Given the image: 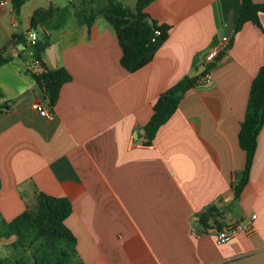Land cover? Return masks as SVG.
<instances>
[{
    "label": "crops",
    "instance_id": "crops-1",
    "mask_svg": "<svg viewBox=\"0 0 264 264\" xmlns=\"http://www.w3.org/2000/svg\"><path fill=\"white\" fill-rule=\"evenodd\" d=\"M133 11L136 0H117ZM264 2V0H253ZM241 0H153L148 14L169 27L152 60L134 72L111 25L98 15L90 27L70 14L41 54L45 69L71 79L52 115H39L34 97L48 100L28 67L30 48L12 41L31 30L29 18L49 5L87 9L105 0H25L15 13L0 0V220L35 204L37 192L71 203L66 226L84 264H264V123L249 180L240 197L233 183L245 156L240 123L253 79L264 65L260 26L234 23ZM225 39L211 79L189 88L177 109L147 142L143 126L159 95L183 77H199L211 45ZM208 213L204 228L198 214ZM252 221L254 231L217 243L215 230ZM15 236L0 237L11 257Z\"/></svg>",
    "mask_w": 264,
    "mask_h": 264
},
{
    "label": "trees",
    "instance_id": "trees-1",
    "mask_svg": "<svg viewBox=\"0 0 264 264\" xmlns=\"http://www.w3.org/2000/svg\"><path fill=\"white\" fill-rule=\"evenodd\" d=\"M25 0H11L16 13ZM153 0H136L133 11L117 0H105V4L94 8L74 7L73 15L79 25L88 28L98 15H102L113 28L118 40L121 55L119 63L128 72H134L147 65L156 50L167 39L169 27L153 19L146 7ZM72 5L36 8L30 15V28L38 33L33 44L27 43L25 36L13 35L12 41L33 51L38 58L50 44L52 31L62 29L68 20ZM264 12V2L241 0L234 31L246 22L260 26L259 14ZM158 31V34L155 33ZM10 60L0 52V66ZM39 72H32L35 83L42 89L48 104L53 106L61 86L71 79L63 67L45 69L40 64ZM198 77H183L180 81L162 92L153 105V112L143 126L147 142H150L158 128L164 124L177 109L183 94L197 85ZM2 92L0 90V97ZM9 108V106L1 107ZM264 123V65L252 81L246 103L244 117L238 132V144L244 152L245 163L241 176L233 183V196L238 199L246 186L256 152L257 137ZM35 204L27 206L10 221L0 220V237L14 235L10 243L15 254L11 257L0 255V264H84L76 250V237L66 226L65 219L71 213V203L65 197L36 193ZM208 213L198 214V221L207 228Z\"/></svg>",
    "mask_w": 264,
    "mask_h": 264
},
{
    "label": "built area",
    "instance_id": "built-area-1",
    "mask_svg": "<svg viewBox=\"0 0 264 264\" xmlns=\"http://www.w3.org/2000/svg\"><path fill=\"white\" fill-rule=\"evenodd\" d=\"M158 34V31H155ZM38 39V33L36 30L31 29L28 33L29 44H33ZM228 45L227 40L221 39L214 42L208 53L205 56V69L200 74L197 79V83H207L211 79L210 67H212L214 60L218 56V54L226 48ZM28 56L30 57L28 61V67L37 68L43 61V56H40L39 59L33 57V51L30 49L28 51ZM32 106L36 110V112L45 117H50L52 115V106L44 104L40 97H34L32 101ZM255 218V214H251L247 220V222L242 221H234L228 223L225 227L215 230V238L217 243H225L234 238L238 233L244 232L250 234L254 231V227L252 225V221Z\"/></svg>",
    "mask_w": 264,
    "mask_h": 264
},
{
    "label": "rangeland",
    "instance_id": "rangeland-1",
    "mask_svg": "<svg viewBox=\"0 0 264 264\" xmlns=\"http://www.w3.org/2000/svg\"><path fill=\"white\" fill-rule=\"evenodd\" d=\"M70 14H73V12L72 13L70 12ZM73 20H76L74 15H73ZM27 264H33V263L31 261H28Z\"/></svg>",
    "mask_w": 264,
    "mask_h": 264
}]
</instances>
